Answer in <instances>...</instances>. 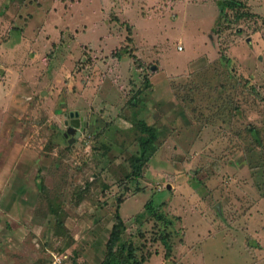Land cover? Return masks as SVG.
<instances>
[{
	"label": "rangeland",
	"instance_id": "obj_1",
	"mask_svg": "<svg viewBox=\"0 0 264 264\" xmlns=\"http://www.w3.org/2000/svg\"><path fill=\"white\" fill-rule=\"evenodd\" d=\"M224 1L0 0V264H100L116 214L144 264H264V0Z\"/></svg>",
	"mask_w": 264,
	"mask_h": 264
},
{
	"label": "trees",
	"instance_id": "obj_2",
	"mask_svg": "<svg viewBox=\"0 0 264 264\" xmlns=\"http://www.w3.org/2000/svg\"><path fill=\"white\" fill-rule=\"evenodd\" d=\"M242 8V4H240L236 0H225L223 3L219 4L220 12L222 13L224 10L233 11L237 8ZM239 20V17H236L234 21ZM127 52V51H125ZM129 54L132 56L129 52ZM138 128L141 133H146L145 141L141 144V155L140 157H131V168L132 171L130 174H127L126 177L129 180H138L143 173V169L145 168V153H147V149L151 146L158 137V130L155 127H147V125L142 121H138ZM254 130H251L253 134ZM256 140V139H255ZM121 203V198L117 199V206ZM146 210L149 216H154L153 218L160 220V216L154 213V206L150 203L146 204ZM59 209V208H58ZM115 224H113L112 229L109 233V238L106 244V251L104 255V259L100 264H144L146 262V258L137 259L136 254L138 252V247H136L132 242H127L123 240L124 233V223L118 214L115 215ZM163 225L167 227L170 224V221L163 219ZM57 228L63 227L61 221L58 219L55 222ZM165 243V240H163ZM170 249V247H168Z\"/></svg>",
	"mask_w": 264,
	"mask_h": 264
},
{
	"label": "water",
	"instance_id": "obj_3",
	"mask_svg": "<svg viewBox=\"0 0 264 264\" xmlns=\"http://www.w3.org/2000/svg\"><path fill=\"white\" fill-rule=\"evenodd\" d=\"M78 115H79L78 112H69L68 116H69L70 120H69V122H67V121L64 122L65 126H67L69 124L68 129L63 134L64 138H67L68 135H72L74 132H75V135L78 134V131H76V129L79 126Z\"/></svg>",
	"mask_w": 264,
	"mask_h": 264
}]
</instances>
